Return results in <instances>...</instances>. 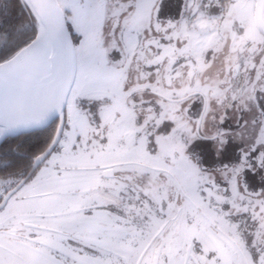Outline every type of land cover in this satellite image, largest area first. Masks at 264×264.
I'll use <instances>...</instances> for the list:
<instances>
[{
  "label": "snow or ice",
  "instance_id": "6c2138e0",
  "mask_svg": "<svg viewBox=\"0 0 264 264\" xmlns=\"http://www.w3.org/2000/svg\"><path fill=\"white\" fill-rule=\"evenodd\" d=\"M0 264H264V0H0Z\"/></svg>",
  "mask_w": 264,
  "mask_h": 264
}]
</instances>
